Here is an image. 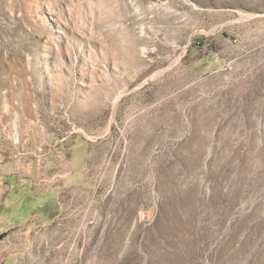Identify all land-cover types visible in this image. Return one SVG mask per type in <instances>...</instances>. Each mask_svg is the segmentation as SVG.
Returning <instances> with one entry per match:
<instances>
[{"label": "rangeland", "instance_id": "374dc122", "mask_svg": "<svg viewBox=\"0 0 264 264\" xmlns=\"http://www.w3.org/2000/svg\"><path fill=\"white\" fill-rule=\"evenodd\" d=\"M51 177L0 264H264V0H0V199Z\"/></svg>", "mask_w": 264, "mask_h": 264}, {"label": "crops", "instance_id": "0c3cea01", "mask_svg": "<svg viewBox=\"0 0 264 264\" xmlns=\"http://www.w3.org/2000/svg\"><path fill=\"white\" fill-rule=\"evenodd\" d=\"M56 176L67 178V184H74L76 172ZM57 179L53 178L52 182L48 181L43 186L39 181H4V198L0 199V242L7 239L11 245L10 238L35 229H45V225H52L50 231H59L60 220L64 216L60 212L62 203L59 201V186L55 184Z\"/></svg>", "mask_w": 264, "mask_h": 264}]
</instances>
